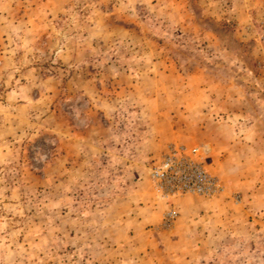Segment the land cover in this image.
Segmentation results:
<instances>
[{"label":"rangeland","instance_id":"374dc122","mask_svg":"<svg viewBox=\"0 0 264 264\" xmlns=\"http://www.w3.org/2000/svg\"><path fill=\"white\" fill-rule=\"evenodd\" d=\"M172 143L223 191L158 198ZM263 161L264 0H0V264H264Z\"/></svg>","mask_w":264,"mask_h":264},{"label":"built area","instance_id":"2783aa9c","mask_svg":"<svg viewBox=\"0 0 264 264\" xmlns=\"http://www.w3.org/2000/svg\"><path fill=\"white\" fill-rule=\"evenodd\" d=\"M207 151L201 146L170 144L149 169L157 197L165 201L184 196L210 199L223 191L219 177L208 167ZM177 215V209L171 205L166 221H172Z\"/></svg>","mask_w":264,"mask_h":264},{"label":"crops","instance_id":"0c3cea01","mask_svg":"<svg viewBox=\"0 0 264 264\" xmlns=\"http://www.w3.org/2000/svg\"><path fill=\"white\" fill-rule=\"evenodd\" d=\"M250 150H256V147L251 145L249 146ZM259 152V149L257 150ZM258 152L256 153V158L254 160L253 158V162L255 161H259V158H257V154ZM262 161V160H261ZM260 162V161H259ZM264 164V161L259 163V169H260V172L258 173L257 177H252L249 181H248V190H247V196H245L246 198V202L247 204H249V210H252V205L253 203L261 200L263 201L264 203V168L261 169V167L263 166ZM261 182V183H260ZM258 185V186H257ZM258 187V195H260V197L257 196V194H255V189L251 190L250 187ZM182 197H180L181 199ZM185 199L186 202H188L189 200L188 199H197L195 197H190V196H186L184 198H182L181 200ZM179 200V199H178ZM199 200V199H198ZM201 201V200H199ZM247 210V211H249Z\"/></svg>","mask_w":264,"mask_h":264}]
</instances>
